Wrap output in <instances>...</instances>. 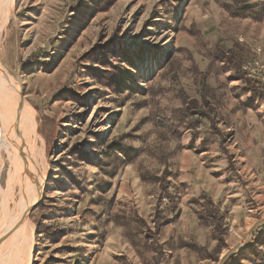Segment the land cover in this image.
Segmentation results:
<instances>
[{
	"label": "rangeland",
	"instance_id": "374dc122",
	"mask_svg": "<svg viewBox=\"0 0 264 264\" xmlns=\"http://www.w3.org/2000/svg\"><path fill=\"white\" fill-rule=\"evenodd\" d=\"M15 4L2 56L44 174L30 264H264V69L242 68L264 64V17L230 0ZM201 94L212 121L183 109Z\"/></svg>",
	"mask_w": 264,
	"mask_h": 264
},
{
	"label": "bare ground",
	"instance_id": "6f19581e",
	"mask_svg": "<svg viewBox=\"0 0 264 264\" xmlns=\"http://www.w3.org/2000/svg\"><path fill=\"white\" fill-rule=\"evenodd\" d=\"M2 2L5 6L9 2V6L0 7V149L9 148L13 168L0 204V264L8 260L13 263L15 254L18 263L30 264L33 228L28 214L41 198L44 174L37 165L41 149L36 145L34 112L23 108L18 87L9 79L8 72L11 77L13 71L4 64L2 56V40L9 37L8 25L16 4L15 0ZM16 186L18 194L14 193Z\"/></svg>",
	"mask_w": 264,
	"mask_h": 264
},
{
	"label": "trees",
	"instance_id": "16d2710c",
	"mask_svg": "<svg viewBox=\"0 0 264 264\" xmlns=\"http://www.w3.org/2000/svg\"><path fill=\"white\" fill-rule=\"evenodd\" d=\"M232 10H234L235 15H243L250 14L256 20H261L264 17V0H230ZM217 51L219 53V59L223 61L224 59H231L230 53L225 51L221 47H217ZM203 104H199V100L197 98H192L184 103L183 109L189 112L192 116L198 115L203 118H207L212 121L213 117L210 116L211 104L209 100L204 97L202 94L200 95ZM161 192L168 196L167 186L165 184H161ZM170 198V202H172V196H168ZM206 213L202 215L200 219L209 220L214 222L217 227H220L222 215H219L218 209L212 203L211 200L207 199L205 205ZM42 232V231H41Z\"/></svg>",
	"mask_w": 264,
	"mask_h": 264
},
{
	"label": "built area",
	"instance_id": "2783aa9c",
	"mask_svg": "<svg viewBox=\"0 0 264 264\" xmlns=\"http://www.w3.org/2000/svg\"><path fill=\"white\" fill-rule=\"evenodd\" d=\"M254 61V64H249L247 66H243V70L245 71H255V72H259L261 70L264 69V64H261L258 60H253ZM252 66V67H251ZM249 73V72H248Z\"/></svg>",
	"mask_w": 264,
	"mask_h": 264
},
{
	"label": "water",
	"instance_id": "95a60500",
	"mask_svg": "<svg viewBox=\"0 0 264 264\" xmlns=\"http://www.w3.org/2000/svg\"><path fill=\"white\" fill-rule=\"evenodd\" d=\"M21 99H22V97H21ZM40 199H41V198H40ZM40 199H39V201H40ZM38 203H39V202H38ZM38 203H36V204H38ZM36 204L33 205L32 207H30V210L33 209V208L36 206Z\"/></svg>",
	"mask_w": 264,
	"mask_h": 264
}]
</instances>
